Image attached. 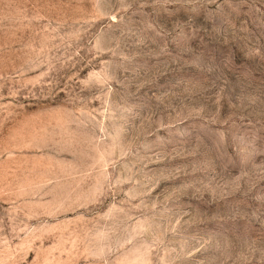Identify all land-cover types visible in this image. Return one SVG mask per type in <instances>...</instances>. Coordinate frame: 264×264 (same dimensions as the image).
I'll list each match as a JSON object with an SVG mask.
<instances>
[{"label": "rangeland", "instance_id": "rangeland-1", "mask_svg": "<svg viewBox=\"0 0 264 264\" xmlns=\"http://www.w3.org/2000/svg\"><path fill=\"white\" fill-rule=\"evenodd\" d=\"M0 264H264V0H0Z\"/></svg>", "mask_w": 264, "mask_h": 264}]
</instances>
